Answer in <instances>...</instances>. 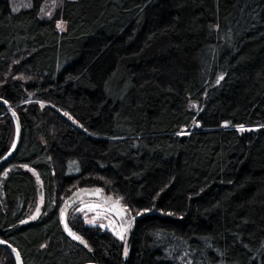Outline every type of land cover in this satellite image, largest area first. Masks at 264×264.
<instances>
[{"label":"trees","instance_id":"obj_1","mask_svg":"<svg viewBox=\"0 0 264 264\" xmlns=\"http://www.w3.org/2000/svg\"><path fill=\"white\" fill-rule=\"evenodd\" d=\"M45 1L0 0L22 129L0 240L23 264H264V0ZM15 136L0 105V160ZM78 190L76 244L59 214ZM0 264H17L1 246Z\"/></svg>","mask_w":264,"mask_h":264},{"label":"water","instance_id":"obj_2","mask_svg":"<svg viewBox=\"0 0 264 264\" xmlns=\"http://www.w3.org/2000/svg\"><path fill=\"white\" fill-rule=\"evenodd\" d=\"M0 105H3L6 107L7 111L9 112L10 116L12 117V120L14 122L15 128H16V136H15V141L14 144L15 147L12 146V148L10 149V151L0 160V172L9 164V162L12 160L13 156L15 155L20 141H21V123L19 120V117L17 115V113L15 112V110L9 105V103L7 101H5L4 99L0 98ZM89 192L88 190L83 191V190H78L76 192H74L72 195H70L62 204L61 209H60V214H59V218H60V224L61 227L65 233V235L74 243L78 244L81 242V236L76 233L70 226L69 224V220H68V213L70 211V209L72 208V206L74 204H76L80 197L86 193ZM65 224H67V229L65 228ZM69 230H71L72 233H75V235L79 236L81 239H74L72 235H69ZM1 241V240H0ZM82 243V242H81ZM1 247L6 248L7 250H9L15 257L17 264H23L21 257L19 255V259H17V250L10 245L9 243H6L3 241V243H0ZM95 264V263H93Z\"/></svg>","mask_w":264,"mask_h":264},{"label":"rangeland","instance_id":"obj_3","mask_svg":"<svg viewBox=\"0 0 264 264\" xmlns=\"http://www.w3.org/2000/svg\"><path fill=\"white\" fill-rule=\"evenodd\" d=\"M60 1L61 0H46L45 3L43 4L44 7L42 8V11H43L42 16H46L50 12H52L54 10V6L58 5ZM10 3H11V8L13 12H17L24 7H29L31 5V0H10ZM58 27L60 30L61 29L63 30L64 29L63 23H60ZM184 131L186 132V130ZM36 210L32 211L33 216H37ZM91 215H94V214H91ZM86 221L87 223H98L99 224L101 222V218L99 216H93V217L88 216ZM133 222H134V219L131 213L129 211H125L124 215H122V222H118L120 224V227H116V224H114L115 226L114 229L116 230V234L121 233L124 236V238H127L133 226Z\"/></svg>","mask_w":264,"mask_h":264},{"label":"snow or ice","instance_id":"obj_4","mask_svg":"<svg viewBox=\"0 0 264 264\" xmlns=\"http://www.w3.org/2000/svg\"><path fill=\"white\" fill-rule=\"evenodd\" d=\"M220 79H223V77H220ZM67 115V114H66ZM241 131H243L244 129H243V127H241V129H240ZM13 147H15V145H13ZM109 199H111V198H109ZM117 204L119 203L118 201L116 202ZM39 208H37V210H36V212H37V215L39 214ZM121 211H126V209H121ZM139 214V213H138ZM36 218V216H33L32 217V219H35ZM134 219V218H133ZM67 224H65V228L67 229ZM119 236H120V238L121 239H124V236L121 234V233H117ZM69 235H72L73 236V238L74 239H78V240H80L81 238L79 237V236H77V235H75V233H72L71 232V230H69ZM81 242L83 243V241L81 240ZM0 243H3V241H0ZM17 259H19V253H17Z\"/></svg>","mask_w":264,"mask_h":264}]
</instances>
